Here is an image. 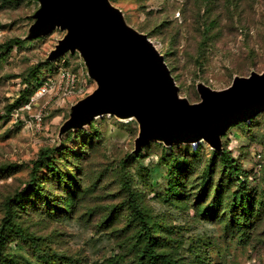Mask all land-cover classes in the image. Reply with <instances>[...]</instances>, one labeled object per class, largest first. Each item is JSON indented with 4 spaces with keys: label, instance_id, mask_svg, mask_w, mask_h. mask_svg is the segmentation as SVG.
Returning a JSON list of instances; mask_svg holds the SVG:
<instances>
[{
    "label": "rangeland",
    "instance_id": "1",
    "mask_svg": "<svg viewBox=\"0 0 264 264\" xmlns=\"http://www.w3.org/2000/svg\"><path fill=\"white\" fill-rule=\"evenodd\" d=\"M110 1L129 26L153 42L179 95L191 103L200 100V83L223 90L235 76L264 72V0ZM39 6L40 0H0V223L7 199L28 184L33 162L64 142L68 151L55 160L67 178H74L70 183L77 182L71 190L76 194L67 191L65 184L58 186L57 171L46 167L39 173L38 186L52 189V198L60 201L74 196V205L56 211L55 201L45 207L34 198L27 210H20L18 219L43 238L50 256L70 258L73 264H134L139 224L122 185L126 174L151 221L157 250L176 257L180 264H264V206L250 227L239 229L225 226L228 215L223 212L208 218L213 214L196 211L197 196L191 191L195 175L185 187L180 183L176 192L169 193L170 170L163 163L177 156L187 164L193 155L188 144L163 150L162 142L150 141L137 152L139 123L113 115L98 116L81 128L61 133L73 105L91 94L97 83L89 77L79 51L49 60L66 30L28 37ZM61 69L76 75L73 93L60 98L52 91L28 107L33 94L25 103L10 107L24 90L25 77L37 72L42 78H57ZM37 113L42 116L40 125ZM223 138L244 168L258 178L264 166V112L250 126L234 125ZM203 148L211 158L210 146L205 143ZM219 176L215 174V181ZM255 198L264 203L263 182ZM211 199L210 191L205 205ZM50 207L51 213L45 209ZM8 250L12 259L7 264H43L41 253L32 257L17 241Z\"/></svg>",
    "mask_w": 264,
    "mask_h": 264
},
{
    "label": "water",
    "instance_id": "2",
    "mask_svg": "<svg viewBox=\"0 0 264 264\" xmlns=\"http://www.w3.org/2000/svg\"><path fill=\"white\" fill-rule=\"evenodd\" d=\"M34 18L29 38L67 31L49 60L79 51L97 83L73 105L61 133L113 115L139 123L137 152L150 141L166 146L202 141L221 152L230 128L264 112V72L235 76L223 90L200 83L198 102L181 97L163 55L110 0H40Z\"/></svg>",
    "mask_w": 264,
    "mask_h": 264
},
{
    "label": "trees",
    "instance_id": "3",
    "mask_svg": "<svg viewBox=\"0 0 264 264\" xmlns=\"http://www.w3.org/2000/svg\"><path fill=\"white\" fill-rule=\"evenodd\" d=\"M40 79V75L37 72L25 77L23 83L25 88L19 94V98L13 103L12 109L16 105L25 103L35 93L37 84ZM254 118H251L247 122H243L250 126L254 122ZM72 131V130H70ZM67 133V132H66ZM64 133V134H66ZM65 135H63L64 137ZM63 137L61 139H63ZM223 149L221 152H216L210 149L212 157L207 158L204 154V142L192 146L188 144L192 151V158L187 164L180 162L177 156H172L165 160L163 163L170 170V194L176 192V189L180 183L190 181L192 175H195L193 181L192 192H195L197 196L196 211H205L206 213H212L208 216L215 217L220 212H223L224 217L228 215L225 222V226L235 227L239 229H246L252 225L253 222L261 214L264 206L263 202H257L255 195L260 187V184H264V166H261L260 176L252 174V170L244 168L240 159L236 158L232 150L228 147V141L222 137ZM54 147L53 149H47L46 152L40 156V158L33 162L30 179L28 184L22 188L19 192H16L13 196L9 197L5 203V215L0 223V264H7L11 261L12 255L8 250V245L13 241L21 243V245L27 247L32 257H35L37 253H41L43 264H73L70 258L58 257L56 254L49 255L48 248L44 243L43 238L37 237L35 233L29 231L28 228L22 226L19 222L20 210H27L28 204L34 202V198H39L45 207L55 201V208H64L69 210L74 205V196H67L61 199H53V190L50 188H39V173L43 168H48L57 171L56 181L58 186L65 184L67 191L72 194H76V183H70L74 181V178H67L68 173L61 170L56 164L55 156L59 154L63 156L68 151V146L63 144ZM164 149H171L160 143ZM163 159V158H162ZM46 164V165H45ZM161 164H157L156 169H160ZM176 165V166H175ZM11 166V165H9ZM8 166L5 167V169ZM154 168V167H153ZM3 169V168H1ZM155 170V168H154ZM156 170V171H158ZM219 173V180L215 181V174ZM122 185L129 197V208L132 215H134L136 221L139 224L138 241L136 244L137 252L134 259V264H180L176 257L168 254L164 251L157 250V238L154 236L153 227L151 226L150 219L146 216L142 210L139 202L136 200L135 192L131 186L129 178L126 174L122 177ZM29 186V187H28ZM79 186V185H78ZM212 199L205 205V200L210 193ZM226 197V200L224 199ZM183 198V197H182ZM186 203V202H185ZM202 206H205L202 209ZM52 212V208H45ZM257 217L256 219H254ZM254 219V220H253ZM187 240L183 242L185 246ZM190 241V240H189ZM189 245L193 246V241L189 242ZM46 257V258H45Z\"/></svg>",
    "mask_w": 264,
    "mask_h": 264
},
{
    "label": "built area",
    "instance_id": "4",
    "mask_svg": "<svg viewBox=\"0 0 264 264\" xmlns=\"http://www.w3.org/2000/svg\"><path fill=\"white\" fill-rule=\"evenodd\" d=\"M76 80V75L72 74L66 69L59 70L57 78H53L50 75L45 76L43 78L40 77L37 84V89L34 95L31 97L29 104H27L26 106H31V104L35 102V100H39L40 98L49 94L52 91H54L55 95L60 96V98H64L70 95L74 92ZM36 119L38 125H40L42 122L41 113L36 114ZM192 146L195 147L196 145L192 143ZM258 157L260 158L261 155L258 154Z\"/></svg>",
    "mask_w": 264,
    "mask_h": 264
},
{
    "label": "bare ground",
    "instance_id": "5",
    "mask_svg": "<svg viewBox=\"0 0 264 264\" xmlns=\"http://www.w3.org/2000/svg\"><path fill=\"white\" fill-rule=\"evenodd\" d=\"M129 118H132V117H129ZM122 119H124V118H122ZM200 142H202V141H199V142H195L194 144L196 145V144H198V143H200Z\"/></svg>",
    "mask_w": 264,
    "mask_h": 264
}]
</instances>
